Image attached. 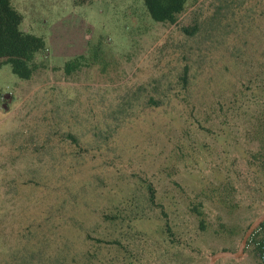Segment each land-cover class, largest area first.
Instances as JSON below:
<instances>
[{
  "label": "rangeland",
  "instance_id": "rangeland-1",
  "mask_svg": "<svg viewBox=\"0 0 264 264\" xmlns=\"http://www.w3.org/2000/svg\"><path fill=\"white\" fill-rule=\"evenodd\" d=\"M10 3L45 50L30 80L0 63V264H83L97 239L133 232L142 264L236 252L264 215L251 158L264 154V0H188L172 26L143 0ZM219 183L225 203L205 200ZM201 201L205 230L189 210ZM119 212L142 220L103 218ZM100 246L99 260L114 255ZM252 251L215 264H264Z\"/></svg>",
  "mask_w": 264,
  "mask_h": 264
},
{
  "label": "trees",
  "instance_id": "trees-1",
  "mask_svg": "<svg viewBox=\"0 0 264 264\" xmlns=\"http://www.w3.org/2000/svg\"><path fill=\"white\" fill-rule=\"evenodd\" d=\"M188 0H143L145 8L150 17L156 22H161L168 25L177 24L179 18L186 12ZM91 0H74L76 5H85L90 3ZM22 23V15L17 12L10 3V0H0V63H7L11 66L12 72L19 78L30 80L35 73L39 70L40 65L35 62L36 54L45 50V42L41 37L24 32L20 25ZM190 33L188 29H184ZM194 30V29H193ZM75 62H70L65 65V70L68 73L70 66H74ZM180 80L183 85L187 84L186 69L181 75ZM185 88V87H183ZM149 106L158 109L159 103L150 98L148 100ZM261 132L264 133V121L261 123ZM261 136V134H260ZM71 141L79 146L75 137L68 135ZM264 138V137H262ZM260 143H264V139L260 140ZM262 149V147H261ZM260 149V150H261ZM262 159V164L257 167L256 173L262 176V182L258 183L259 189L264 193V154L259 152L251 153V158L257 160ZM150 194H152L151 187H147ZM226 186L224 183L218 185H212L210 192L205 193V200H209L212 203L224 204L226 197ZM150 204L153 203V197L150 195L148 198ZM190 212L197 218L198 224L201 230L206 229L205 212L203 211V203L198 202L193 204L189 208ZM103 218L109 221L114 227L119 229L127 228V231H131L135 221L142 220L141 217L128 216V214L113 213L111 215L105 214ZM264 231V223H262L250 237L247 242V246L253 247V255H259L264 251V235L261 233ZM162 233L166 235L172 241L174 233L171 227L166 224ZM141 234V233H140ZM144 234L138 235V232H133L132 236L129 235V242L123 245L121 239L115 238L111 241H104L97 239V244L94 245L95 252L90 251L84 256L85 262L83 264H142L138 250L132 247L131 242L139 240L146 242ZM128 237V236H127ZM105 242L107 244L115 245L114 255L109 256L108 259L98 258L100 244ZM227 251V250H223ZM65 253V252H64ZM98 259V260H97ZM97 260V261H94ZM107 260V261H105ZM105 261V262H104ZM72 264H78L75 259H72ZM52 264H70L65 254H60L59 259Z\"/></svg>",
  "mask_w": 264,
  "mask_h": 264
},
{
  "label": "water",
  "instance_id": "water-1",
  "mask_svg": "<svg viewBox=\"0 0 264 264\" xmlns=\"http://www.w3.org/2000/svg\"><path fill=\"white\" fill-rule=\"evenodd\" d=\"M264 223V215L260 216L257 218L247 229L245 232L243 239L241 241L240 247L236 252H230V251H221L216 254H214L210 258L209 264H215L216 261L219 259H239L243 254L244 250L247 246V242L249 238L253 235L255 230L262 224Z\"/></svg>",
  "mask_w": 264,
  "mask_h": 264
},
{
  "label": "built area",
  "instance_id": "built-area-1",
  "mask_svg": "<svg viewBox=\"0 0 264 264\" xmlns=\"http://www.w3.org/2000/svg\"><path fill=\"white\" fill-rule=\"evenodd\" d=\"M259 258L262 262H264V251H262L261 253H259Z\"/></svg>",
  "mask_w": 264,
  "mask_h": 264
}]
</instances>
